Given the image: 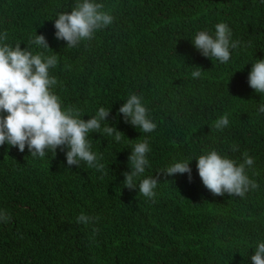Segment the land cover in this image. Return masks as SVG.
Here are the masks:
<instances>
[{
    "label": "trees",
    "instance_id": "1",
    "mask_svg": "<svg viewBox=\"0 0 264 264\" xmlns=\"http://www.w3.org/2000/svg\"><path fill=\"white\" fill-rule=\"evenodd\" d=\"M82 0H0V33L5 43L33 54L57 55L49 75L62 108L87 121L100 107L123 135L90 133L103 171L68 166L56 150L33 158L0 146V264H252L264 241V94L249 87L256 60L264 59V3L261 0H96L114 16L76 47L55 38L58 13ZM226 23L230 60L206 58L192 41L200 31L215 35ZM43 35L49 49L32 43ZM202 70L199 78L192 72ZM131 94L142 97L156 129L144 133L125 123L119 108ZM227 114L229 125L214 122ZM148 139L149 165L137 179L157 176L155 203L138 188H125L123 173L136 143ZM233 147L238 150L233 151ZM211 150L237 162L254 158L246 174L259 187L243 198L214 196L204 186L196 159ZM187 173L165 177L177 162ZM168 181H171L170 184ZM96 217L78 224L81 214ZM98 229V231H97Z\"/></svg>",
    "mask_w": 264,
    "mask_h": 264
},
{
    "label": "clouds",
    "instance_id": "2",
    "mask_svg": "<svg viewBox=\"0 0 264 264\" xmlns=\"http://www.w3.org/2000/svg\"><path fill=\"white\" fill-rule=\"evenodd\" d=\"M264 3V0H261ZM104 5L96 0H82L75 4L70 12L58 13L55 19V38L66 42L67 47H76L82 41L91 40L94 33L104 29L114 22V16L104 11ZM8 33H0V146L7 144L16 147L23 153L27 147L33 158H45L51 152L56 154L60 149L65 153L68 166L79 167L85 162L89 168L103 171L105 165L99 161L102 156L92 151L90 133L111 136L115 133L118 142L122 133L107 122L110 109L100 107L87 121L81 119V114L74 108H62L60 98L52 91L58 81L49 75V69L55 68L58 60L53 54L44 57L42 54H33L31 51L21 50L20 44L14 47L5 43ZM35 45L49 49L43 35H36L32 41ZM240 41L232 40V31L226 23L215 26V35L207 31H200L192 41L193 46L206 58L213 57L221 63L230 60V49L240 46ZM50 50V49H49ZM192 72L193 78H199L202 70ZM248 84L257 94H264V59L256 60L252 64L248 75ZM264 113V105L258 108ZM125 123L139 128L144 133L153 132L157 125L149 117L148 109L142 104V97L131 94L127 101L118 110ZM229 125L228 115L225 114L214 122L217 130H223ZM238 150L233 147V151ZM150 152L149 141L136 143L128 157L131 164L129 172L123 173L125 188L137 189L145 198L155 203V189L160 184V173L140 180L137 179L145 172L149 165L147 154ZM254 164V158L244 153V160L237 162L222 157L216 150H211L196 159V168L203 186L214 196H238L243 198L251 189L256 190L259 185L246 174V167ZM190 162L184 160L174 163L161 172L165 177L174 174L188 175L191 182ZM170 184L171 181H168ZM96 217H89L81 213L77 217L78 224H88ZM10 217L0 212V221L7 223ZM98 231V229H97ZM252 264H264V241L258 242L254 254L250 257Z\"/></svg>",
    "mask_w": 264,
    "mask_h": 264
}]
</instances>
